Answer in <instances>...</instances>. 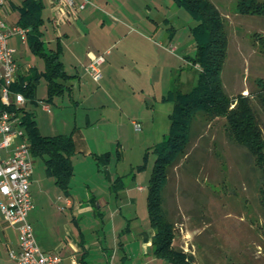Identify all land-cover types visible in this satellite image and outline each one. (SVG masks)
<instances>
[{
	"label": "crops",
	"instance_id": "0c3cea01",
	"mask_svg": "<svg viewBox=\"0 0 264 264\" xmlns=\"http://www.w3.org/2000/svg\"><path fill=\"white\" fill-rule=\"evenodd\" d=\"M42 1L48 14L42 15L41 28L48 21L55 32L54 46L47 47L59 48L68 76L62 80L63 93L29 104L41 108L44 116L40 119L25 102L21 107L33 114L42 135H71L75 150L70 156L73 175L67 190L47 173L44 157L31 154L33 162L42 159L31 176L33 208L27 215L37 245L44 252L58 253L59 264H166L153 253L154 230L149 225L147 205V217H143L142 198L137 192L143 187L131 183L137 178L134 173L131 182L124 181L119 165L125 151L131 149V137H135L142 161L131 168L146 169L147 163L137 168L145 152L169 131L173 102L165 96L172 82L189 89L196 82L199 67L186 59L196 51L190 15L178 0H88L76 14L52 0ZM220 13L225 21L227 15ZM99 53L104 61L101 77L94 80L86 68L91 57ZM32 68L39 76L44 62L42 69L29 63L20 66L19 73L28 79ZM41 78L31 82L33 96L35 83ZM248 91L243 88L241 93ZM133 121L140 123V130L134 129ZM196 121L191 124L190 137ZM18 140L15 138L1 154L8 155ZM105 153L108 159L100 160ZM168 184L169 179L164 208L171 221L180 219L183 225L189 215L186 200L193 202L190 186L185 180ZM189 233L181 232L173 245L188 251L185 237ZM10 249L20 251L16 224L7 222L0 212V264H18L9 257Z\"/></svg>",
	"mask_w": 264,
	"mask_h": 264
},
{
	"label": "rangeland",
	"instance_id": "374dc122",
	"mask_svg": "<svg viewBox=\"0 0 264 264\" xmlns=\"http://www.w3.org/2000/svg\"><path fill=\"white\" fill-rule=\"evenodd\" d=\"M22 1L12 0L1 13L7 24L16 22ZM213 1L217 3L218 10L227 15V55L221 70L224 91L234 97L247 88L248 93L254 95L259 80L264 81V52L255 36H264V15L238 13L236 0ZM46 14L47 10H43L42 15ZM189 18L190 25H193L194 21ZM45 26L41 28L45 45L54 46L53 27L48 21H45ZM9 43L16 49L15 57L21 68L29 63L42 69V58L32 53L19 35L10 36ZM46 96V83L41 78L35 83L34 96L25 101V106L30 107L37 119L44 116L43 111L29 104L42 101ZM251 103L264 137V112L255 96ZM196 119L186 155L169 171L168 186L185 180L194 202L186 200L185 208L189 215L185 224L182 225L180 219L172 221L176 228L175 237L181 236L185 230L190 231L185 238L187 252L192 255L194 264H264V204L258 192L261 171L248 150L228 137L224 118L208 120L199 113ZM131 138V149L125 151V159L119 166L125 175L124 181L131 182L132 174L137 175L131 183L143 187L137 192L142 198L141 209L146 218L147 185L154 155L149 151L145 170L132 169L142 158L136 151L135 137ZM37 162H42V159L36 158L34 166ZM182 191L187 198V190L183 188Z\"/></svg>",
	"mask_w": 264,
	"mask_h": 264
},
{
	"label": "trees",
	"instance_id": "16d2710c",
	"mask_svg": "<svg viewBox=\"0 0 264 264\" xmlns=\"http://www.w3.org/2000/svg\"><path fill=\"white\" fill-rule=\"evenodd\" d=\"M189 13L194 24L191 36L196 42V51L186 59L197 64L199 71L195 84L189 90H182L172 82L165 99L173 102L169 115L170 127L163 140L151 146L144 154L145 167L149 151L154 161L147 185L146 205L149 225L153 228V253L166 264H194L193 257L187 251L176 248L173 240L176 236L174 223L169 219L164 208V188L169 179L170 168L187 153L190 140L191 124L199 113L210 120L222 117L225 131L236 144L245 147L252 155L255 165L261 171L259 185L260 200L264 204V137L253 109L251 98L258 100L264 112V81L259 80L254 95L239 93L228 96L222 86L221 70L227 55L228 34L225 21L218 8L210 0H178ZM42 0H23L18 6L19 16L16 23L29 28L26 43L32 53L42 58L44 70L39 73L47 83V101L64 91L62 80L68 76L59 58V48L48 49L43 40L41 26L44 22ZM236 8L241 14L264 15V0H236ZM258 44L264 52V36L255 34ZM28 79L18 74L12 85L14 91L21 92L25 98L33 96L32 80L38 79L36 68ZM4 107L0 103V108ZM9 110L20 112V125L29 141L32 155L44 157L47 173L55 178L58 186L67 190L73 175L70 156L74 153V141L69 134L45 136L39 132L34 116L21 106L11 105ZM109 154L99 156L108 159Z\"/></svg>",
	"mask_w": 264,
	"mask_h": 264
},
{
	"label": "built area",
	"instance_id": "2783aa9c",
	"mask_svg": "<svg viewBox=\"0 0 264 264\" xmlns=\"http://www.w3.org/2000/svg\"><path fill=\"white\" fill-rule=\"evenodd\" d=\"M63 5L70 13L76 14L85 8L88 0H52ZM12 0H0V212L10 224H16L18 244L20 251L10 249L8 254L18 264H59L61 257L58 253L42 251L33 235L30 222L27 219L29 211L33 208L30 193L31 176L34 169L29 141L23 128L19 126L20 117L8 107H20L25 102L24 95L12 89L16 82L20 66L15 57L16 49L10 45L9 38L19 35L23 43L26 42L29 28H23L16 22L7 24L1 13L6 10ZM104 55L99 53L91 57L87 71L94 80L101 77V64ZM31 68V66H27ZM44 107H48L45 105ZM135 130H140V123L133 121ZM9 154L3 156L1 150L13 144Z\"/></svg>",
	"mask_w": 264,
	"mask_h": 264
}]
</instances>
